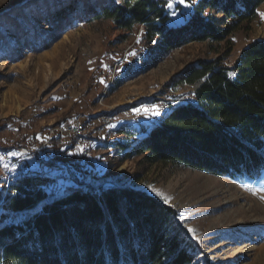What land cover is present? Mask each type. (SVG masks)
I'll return each mask as SVG.
<instances>
[{
  "label": "rangeland",
  "instance_id": "obj_1",
  "mask_svg": "<svg viewBox=\"0 0 264 264\" xmlns=\"http://www.w3.org/2000/svg\"><path fill=\"white\" fill-rule=\"evenodd\" d=\"M71 1L0 0V154L17 129L15 148L26 159L16 167L30 173L36 161L54 155L53 146L37 158L32 153L57 123L113 112L116 121L91 142L93 165L88 175L78 171V181L142 189L173 207L197 246L193 264H264V170L254 179L219 176L124 154L170 107L193 99L195 86L175 82L189 65L215 59L231 44L223 63L233 66L248 44L264 39V3L229 42H192L157 56L143 25L125 30L110 20L80 18L78 10L56 28L49 16ZM167 8L178 23L188 7L170 0ZM70 185L57 175L43 186L61 195ZM8 214L19 223L31 211Z\"/></svg>",
  "mask_w": 264,
  "mask_h": 264
},
{
  "label": "trees",
  "instance_id": "obj_2",
  "mask_svg": "<svg viewBox=\"0 0 264 264\" xmlns=\"http://www.w3.org/2000/svg\"><path fill=\"white\" fill-rule=\"evenodd\" d=\"M169 2L73 0L49 18L61 28L79 10L75 15L80 18L110 20L125 30L143 25L145 40L161 56L192 42H229L235 31L256 19L264 0H186L190 7L178 23ZM231 48L189 65L178 76L176 86H195L193 99L170 107L141 132L124 148L126 157L219 176L254 179L263 172L264 39L248 44L227 66L223 61ZM50 179L27 173L13 182L16 193L6 198L9 213L31 214L12 224L5 221L9 214L0 217V264L194 263L197 246L177 211L154 195L114 182H82L55 195L42 188Z\"/></svg>",
  "mask_w": 264,
  "mask_h": 264
},
{
  "label": "built area",
  "instance_id": "obj_3",
  "mask_svg": "<svg viewBox=\"0 0 264 264\" xmlns=\"http://www.w3.org/2000/svg\"><path fill=\"white\" fill-rule=\"evenodd\" d=\"M116 119L115 113L108 112L100 116L83 114L75 117L72 122L57 123L37 144V148L32 153V156L37 158V152L47 146H53L54 155L46 161L42 159L36 161L30 173H42L50 177L61 175L73 184L82 183L78 181L80 177L78 171L81 175H88L89 168L93 165L91 142L101 139ZM12 137L11 148L0 154V184L3 190L0 195V217L10 212L6 205V198L7 195L16 193V189L12 188L13 182L17 177L27 174L16 167L17 163L23 164L26 159V156L19 154L15 148V142L19 139L17 129L12 130ZM42 188L44 189V186ZM43 206L41 202L38 205V211H42ZM5 221L7 224L17 223L9 216Z\"/></svg>",
  "mask_w": 264,
  "mask_h": 264
},
{
  "label": "snow or ice",
  "instance_id": "obj_4",
  "mask_svg": "<svg viewBox=\"0 0 264 264\" xmlns=\"http://www.w3.org/2000/svg\"><path fill=\"white\" fill-rule=\"evenodd\" d=\"M181 3H184L186 7H190V5H188V4L186 3V0H181ZM169 7H171V5H169ZM172 15L175 16L176 13L173 12ZM261 16H262V18H264V13H261ZM157 114H158V113H157Z\"/></svg>",
  "mask_w": 264,
  "mask_h": 264
},
{
  "label": "bare ground",
  "instance_id": "obj_5",
  "mask_svg": "<svg viewBox=\"0 0 264 264\" xmlns=\"http://www.w3.org/2000/svg\"><path fill=\"white\" fill-rule=\"evenodd\" d=\"M17 108H18V109H20V108H21V107H20V105H19V106H17ZM123 169H124V168H122L121 170H123Z\"/></svg>",
  "mask_w": 264,
  "mask_h": 264
},
{
  "label": "crops",
  "instance_id": "obj_6",
  "mask_svg": "<svg viewBox=\"0 0 264 264\" xmlns=\"http://www.w3.org/2000/svg\"><path fill=\"white\" fill-rule=\"evenodd\" d=\"M75 118V117H74ZM74 118L73 119H71L69 122H72L73 120H74Z\"/></svg>",
  "mask_w": 264,
  "mask_h": 264
}]
</instances>
